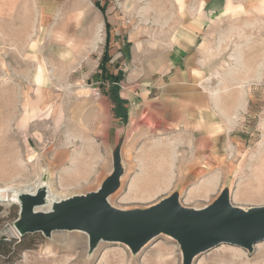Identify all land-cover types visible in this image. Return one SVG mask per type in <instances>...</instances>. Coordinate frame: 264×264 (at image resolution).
<instances>
[{"label": "rangeland", "instance_id": "obj_1", "mask_svg": "<svg viewBox=\"0 0 264 264\" xmlns=\"http://www.w3.org/2000/svg\"><path fill=\"white\" fill-rule=\"evenodd\" d=\"M180 58L190 72L176 80ZM120 138L118 209L175 192L203 209L225 188L236 207L264 206V0H0V188L95 192ZM19 210L0 199V264H182L166 236L138 255L114 243L89 255L83 232L10 237ZM194 264H264V241Z\"/></svg>", "mask_w": 264, "mask_h": 264}, {"label": "water", "instance_id": "obj_2", "mask_svg": "<svg viewBox=\"0 0 264 264\" xmlns=\"http://www.w3.org/2000/svg\"><path fill=\"white\" fill-rule=\"evenodd\" d=\"M123 144L120 138L112 153V173L95 192L55 201L48 211L41 210L49 203L48 187L20 193L19 217L14 223L19 236L42 233L51 238L54 232H83L88 236L89 255L101 243L122 244L138 255L153 240L166 236L179 245L182 264H194L220 245L253 253L264 241V206L245 210L232 205L229 188L203 209L184 207L178 192L146 209L112 206L109 199L119 191L125 173Z\"/></svg>", "mask_w": 264, "mask_h": 264}, {"label": "bare ground", "instance_id": "obj_3", "mask_svg": "<svg viewBox=\"0 0 264 264\" xmlns=\"http://www.w3.org/2000/svg\"><path fill=\"white\" fill-rule=\"evenodd\" d=\"M90 109H91V108H90ZM59 111H60V110H59ZM81 121H82V120H81ZM81 125H82V124H81ZM83 125H84V124H83ZM84 126H85V125H84ZM167 153H168V149L166 148V150H165V154L167 155ZM155 154H156V152L154 151V153H152L151 156L153 157V155H155ZM42 186H46V187H48V189H49V197H48V201H49V203H48L47 206L42 207L41 210H43V211H48V210L51 209V206H52L53 202H55V201H59V200H61V199L58 198V197L54 194V192H53V190H52V187H51V185H50L49 183L44 182V181H41V180L35 185V187H34L33 189L28 188L27 190H21V191H17V192H15V191H13V190H10L9 188H0V199H5V200H7V201H9V202H14V203H16L17 205H19V202H18V200H17V197H18V195H19L20 193H22V192L34 193V192H36V191L38 190V188H40V187H42ZM11 194L13 195V198H12ZM9 236H10V237H18L19 234H18V232L16 231V229L14 228L13 230L9 231Z\"/></svg>", "mask_w": 264, "mask_h": 264}, {"label": "trees", "instance_id": "obj_4", "mask_svg": "<svg viewBox=\"0 0 264 264\" xmlns=\"http://www.w3.org/2000/svg\"><path fill=\"white\" fill-rule=\"evenodd\" d=\"M103 10V9H102ZM108 25V28H110V25L109 24H107ZM112 77V79H113V81H112V83L114 84H116L114 87H113V89H112V94H113V98H114V100H113V102H114V104H115V109H116V115L118 116V117H120V118H122L123 119V121H124V123L126 124V122H127V111H126V109L124 108V104H125V102H123V100L120 98V96H119V85H118V78L116 79V77L115 76H111ZM114 78L116 79V80H114Z\"/></svg>", "mask_w": 264, "mask_h": 264}, {"label": "crops", "instance_id": "obj_5", "mask_svg": "<svg viewBox=\"0 0 264 264\" xmlns=\"http://www.w3.org/2000/svg\"><path fill=\"white\" fill-rule=\"evenodd\" d=\"M170 72H173V78L176 80H181V78L187 75V70L190 72V64L188 60H184L183 58L178 59L175 64H170ZM125 106V105H124Z\"/></svg>", "mask_w": 264, "mask_h": 264}]
</instances>
